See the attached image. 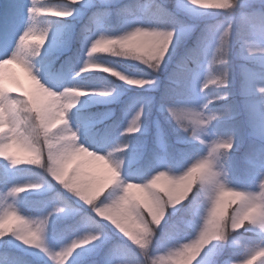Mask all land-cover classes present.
<instances>
[{
    "label": "snow or ice",
    "instance_id": "1",
    "mask_svg": "<svg viewBox=\"0 0 264 264\" xmlns=\"http://www.w3.org/2000/svg\"><path fill=\"white\" fill-rule=\"evenodd\" d=\"M133 7L0 4L4 264H264V0ZM161 71L158 101L89 110L124 85L158 88ZM154 103L168 127L153 121L149 149ZM183 216L194 239H177ZM21 246L32 260L11 251Z\"/></svg>",
    "mask_w": 264,
    "mask_h": 264
},
{
    "label": "rangeland",
    "instance_id": "2",
    "mask_svg": "<svg viewBox=\"0 0 264 264\" xmlns=\"http://www.w3.org/2000/svg\"><path fill=\"white\" fill-rule=\"evenodd\" d=\"M121 0H115V3H118L120 2ZM145 6H146V3L145 2H142L140 3L139 5L135 4L134 7H133V10L134 11H137V12H140L142 11L143 9H145ZM200 27H203V24H200ZM192 38H195V34L193 35ZM103 55L106 59H113L112 57H109L107 56V54H101ZM15 67V66H13ZM169 71H171V66H169ZM16 72L17 74L19 75V78L21 80V82L23 83L24 85V88L27 89L29 88L30 86V81L27 79V77L17 68L16 69ZM102 75H106V74H101L100 76ZM159 78V87L154 89V90H145V89H138V88H132V89H129L126 85L122 86L123 87V90L120 91L119 93V98L118 100L116 101H113L111 103H108V104H104V103H92L90 105V108L89 110L90 111H93V112H97V113H104L105 111L109 110V109H112L113 111H115V113L117 112V110L120 108V106H117L118 103H121V102H126L128 103L129 100L133 97H137V96H151L154 98V101H155V97H156V91L159 90L160 88V84L162 82V79H167V76H168V71H161L160 73H157L156 74ZM115 79V78H113ZM119 82V81H117ZM9 87H13V85H9ZM14 94L16 95H19L20 92L19 90H15L14 91ZM83 99H87L86 97L83 98ZM124 105H122L123 107ZM121 107V108H122ZM117 109V110H116ZM117 114V113H116ZM119 115V114H117ZM131 117H129L130 119ZM156 118H159L161 120V125L162 127H164L163 125V122L164 121V118L163 116H161L158 111H157V108L153 106V109H152V114L149 118V136H148V142L152 141V135H151V132L154 130V124H153V121L156 119ZM135 135V134H133ZM149 144V143H148ZM12 154H15L17 155L18 157H24L25 155H27V153H25L23 150L21 149H17V148H12L9 150ZM34 172H41L42 170L40 168H36L35 170H33ZM41 175H43L41 173ZM39 177H36V176H31V175H25V174H22L20 176V179L21 180H31V179H38ZM50 180V177L48 178ZM229 181L230 183H233L235 184L236 186H239L238 184H236V182L233 180V178L231 177V175H229ZM54 183V182H52ZM47 195H50L49 192L45 191L44 192V195L39 197L41 199L45 198ZM235 207V205H234ZM170 210V209H169ZM229 210V209H228ZM25 212L28 213L29 215L32 214L31 210L26 208L25 209ZM150 219V218H149ZM162 224H163V221H162ZM179 232V236L177 237V239H180L181 237H184V236H189L190 238L194 239L195 236H196V230L193 228V218L191 217L183 226V228H181L180 230H178ZM181 243L183 242H187V240H184V239H181L180 240ZM14 250L16 251H19V252H22L23 254L25 255H29L27 252L21 250L22 249V246L21 248H13ZM163 253L162 252H158L157 255H162ZM30 256V255H29ZM0 264H4V261H0ZM194 264V262H193Z\"/></svg>",
    "mask_w": 264,
    "mask_h": 264
},
{
    "label": "trees",
    "instance_id": "3",
    "mask_svg": "<svg viewBox=\"0 0 264 264\" xmlns=\"http://www.w3.org/2000/svg\"><path fill=\"white\" fill-rule=\"evenodd\" d=\"M40 2L41 3H46L47 2V0H40ZM142 2H145L146 3V6H145V9H143L142 11H151L152 9H151V3H152V0H121L120 2H119V5H135V4H137V5H139L140 3H142ZM3 3V0H0V4H2ZM169 3H171V0H169ZM118 4V3H117ZM78 27V26H77ZM195 38H191V39H189V41H188V45L190 46L191 44H192V42H193V40H194ZM238 63V61H235L234 60V66H235V64H237ZM101 74H103V73H96L95 75H98V76H100ZM167 83V79H162V82H161V84H160V88H159V90L158 91H156V97H155V101H158L159 100V96H160V93L163 91V89H164V86H165V84ZM238 87H239V85L237 84V89H238ZM237 102H239V95H237ZM126 104V102H121V103H118V105L117 106H120V108L117 110V114H119L120 113V109H121V107H122V105H125ZM154 108H155V103H154ZM239 120H240V123H244V121H245V116H244V114H243V112H241V116H240V118H239ZM163 122V125H164V127L165 128H167L168 127V125L166 124V122L165 121H162ZM149 144H148V148L149 149H151L152 148V141H150V142H148ZM30 167H32L33 168V170H35L36 168L38 169L39 167L38 166H35V165H33V166H30ZM193 191H195V189L193 190ZM191 197V194L189 195V198ZM187 201H184L183 203H186ZM233 207H234V205H233ZM229 212L231 211V208H229V210H228ZM191 218V216H183V218L182 219H180V222H179V224H178V230H180L181 228H183V226H184V224L189 220ZM3 251H4V248L3 247H0V253H3ZM11 251L12 252H14L15 254H16V256H18L22 261L23 260H32L33 259V257H31V256H29V255H25V254H23L22 252H19V251H16V250H14L13 248H11ZM0 261H4L3 260V256L2 255H0Z\"/></svg>",
    "mask_w": 264,
    "mask_h": 264
}]
</instances>
